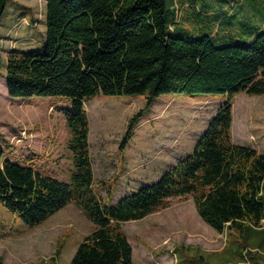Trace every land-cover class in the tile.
Segmentation results:
<instances>
[{
	"label": "trees",
	"instance_id": "obj_1",
	"mask_svg": "<svg viewBox=\"0 0 264 264\" xmlns=\"http://www.w3.org/2000/svg\"><path fill=\"white\" fill-rule=\"evenodd\" d=\"M195 1L182 0L177 6L174 0H45L40 51L10 49L6 54L8 96L69 100L59 111L69 133L71 168L68 180H60L32 166L29 158L27 162L6 157L0 147V206L34 227L74 204L93 228L67 264H131V247L121 224L167 207L172 197L190 195L198 217L216 232L260 228L264 152L232 142L230 130L233 95H264V23L247 31L243 22L228 17L220 21L223 25L219 22L222 31L217 36L219 19L193 9ZM252 1L249 9L259 13L264 0ZM6 2L0 0V16ZM183 17L190 24H183ZM196 92L221 93L224 101L190 151L156 180L110 202V182L92 177L85 99L143 94L147 108L162 93ZM141 111L129 119L119 150ZM102 185L107 186L104 198L94 191ZM245 245L239 246L238 255ZM57 253L54 250L39 264H56ZM206 258L196 254L184 262L213 264Z\"/></svg>",
	"mask_w": 264,
	"mask_h": 264
},
{
	"label": "rangeland",
	"instance_id": "obj_2",
	"mask_svg": "<svg viewBox=\"0 0 264 264\" xmlns=\"http://www.w3.org/2000/svg\"><path fill=\"white\" fill-rule=\"evenodd\" d=\"M174 1L181 5L182 0ZM230 1L196 0L193 9L204 11L210 19L218 18L215 29H219V22L228 17L233 22L242 20L254 2ZM257 10L261 12L264 6ZM44 14L45 0H7L0 16V147L4 155L17 161L29 158L35 168L66 181L71 168L66 147L69 133L59 108L68 106L69 100L59 96L10 97L5 88L7 52L40 51ZM182 20L183 24H190L185 17ZM221 31H217V36H221ZM212 37L217 42L218 38ZM222 101L221 93H162L145 108L143 94H98L86 98L83 109L88 118L94 181L110 182L108 200L125 195H119L120 188H125L117 187L119 183L132 181L134 175L135 181L152 179L183 158ZM140 109L129 138L119 150L129 119ZM231 113L232 142L264 152V95H233ZM142 185L145 184L135 189ZM94 191L104 198L107 186H97ZM154 212L147 219L121 224L132 246L135 264L148 260L153 262L147 264H181L180 258L194 260L193 250L183 252L188 249L200 251L207 263L264 264V218L259 229L233 227L217 233L198 217L190 195L169 198L167 207ZM92 228L91 221L72 203L34 227H27L0 206V260L2 264H39L47 262L57 250L56 264H67L76 245ZM245 243L240 256L237 250Z\"/></svg>",
	"mask_w": 264,
	"mask_h": 264
},
{
	"label": "crops",
	"instance_id": "obj_3",
	"mask_svg": "<svg viewBox=\"0 0 264 264\" xmlns=\"http://www.w3.org/2000/svg\"><path fill=\"white\" fill-rule=\"evenodd\" d=\"M254 10V8L252 7L251 9H249V11H248V15H246V17H244V19H242V20H236V22L238 23V24H241V22H243V25L245 26V29H247V31H250V30H253L255 27H261L262 25H263V23H264V11H261V12H257V13H253L252 11ZM231 26H235V25H231ZM232 31H234V30H232V29H229V32H232ZM88 146H89V144H88ZM251 147V146H250ZM4 150H6V149H4ZM5 156L6 157H9V158H11L10 157V155H7V154H5ZM91 170H92V177H93V181H94V171H93V168H92V163H91ZM165 170V169H164ZM163 170V171H164ZM162 171V172H163ZM161 172V173H162ZM160 173V174H161ZM159 174V175H160ZM158 175V176H159ZM157 176V177H158ZM157 177H154L153 176V178L152 179H149V180H144V179H139L138 181H135L134 180V178H135V175L134 176H132V181H128V182H125V183H123V184H118L117 185V187H122V186H124L125 188H120L122 191L120 192V194L119 195H122V194H128V193H130V192H133V191H135L136 189V187L139 185V184H148V183H150V182H152V181H154V180H156L157 179ZM58 179V178H57ZM60 180H62V179H60ZM67 180V179H66ZM124 181V180H123ZM119 182H121V181H119ZM118 183V182H117ZM132 186V187H131ZM118 199V198H117ZM117 199H113V200H117ZM155 213V212H154ZM154 213H150V214H148V215H146L145 217H143V218H141V219H138V220H130V221H125V222H123V223H126V222H138V221H141V220H143V219H147V218H149L151 215H153ZM205 223V222H204ZM206 227V229L208 228L207 226H205ZM123 228V227H122ZM209 229V228H208ZM210 230V229H209ZM213 231H215V230H213ZM217 233H221V232H217ZM126 239H127V237H126ZM127 241H128V239H127ZM128 243H129V245H130V247H131V264H135V262H134V257H133V250H132V246H131V244H130V242L128 241ZM190 250H193L196 254H202V253H200V251H198L197 249H188V250H184L183 252H186V251H190ZM144 256H145V252H143L142 253ZM203 255V254H202ZM180 258V257H179ZM140 259V262H142V263H144V261L141 259V258H139ZM181 259V264H185V262H184V258H180ZM164 261H165V259H163ZM0 262H1V264H2V261L0 260ZM149 262H153V261H151V260H148L147 261V263H149ZM166 262V261H165ZM147 263H144V264H147Z\"/></svg>",
	"mask_w": 264,
	"mask_h": 264
},
{
	"label": "built area",
	"instance_id": "obj_4",
	"mask_svg": "<svg viewBox=\"0 0 264 264\" xmlns=\"http://www.w3.org/2000/svg\"><path fill=\"white\" fill-rule=\"evenodd\" d=\"M246 251L244 250L242 254H244ZM244 257V256H243Z\"/></svg>",
	"mask_w": 264,
	"mask_h": 264
}]
</instances>
